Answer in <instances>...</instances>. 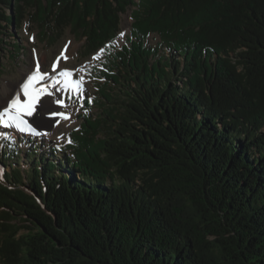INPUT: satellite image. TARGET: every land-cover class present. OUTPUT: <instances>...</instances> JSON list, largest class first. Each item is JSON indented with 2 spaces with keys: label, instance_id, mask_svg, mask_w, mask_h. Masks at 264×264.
<instances>
[{
  "label": "trees",
  "instance_id": "obj_1",
  "mask_svg": "<svg viewBox=\"0 0 264 264\" xmlns=\"http://www.w3.org/2000/svg\"><path fill=\"white\" fill-rule=\"evenodd\" d=\"M24 20L97 91L64 146L0 139V264H264V0H0V55Z\"/></svg>",
  "mask_w": 264,
  "mask_h": 264
},
{
  "label": "rangeland",
  "instance_id": "obj_2",
  "mask_svg": "<svg viewBox=\"0 0 264 264\" xmlns=\"http://www.w3.org/2000/svg\"><path fill=\"white\" fill-rule=\"evenodd\" d=\"M132 22L131 13L123 16V35L121 33L117 40L119 47L125 44L126 36L131 34ZM157 41L158 38L155 36L151 37L153 44ZM8 42L11 43L12 47L18 44L20 48L18 51H13L11 46L5 47V52L0 55V98H7L9 93L13 91V86L20 84L26 76L25 73H29L30 68L34 69L37 63L39 64L40 72L47 73L43 79L36 81L37 85L44 87L48 86L53 80H58V87L66 90L67 88L62 83L66 78L61 77L59 72L72 70L73 73L67 79L79 81L80 88L79 92L74 89H68L66 98L61 103L63 106L57 111L62 115L51 116L49 111H47L48 109H45L48 108L46 105L45 108H40L43 113H36V111H40L37 107L34 110L35 113L28 115L30 120L25 115L28 120L25 121V124L27 126L30 124L31 127H27L26 130L22 131L0 125V139L4 137L13 139L40 138L42 143L54 142L59 147L66 145L68 142L67 136L80 124L82 120L79 116L84 114L80 106L72 103V101L69 102V98L75 96V94H84L87 99H90L96 93L95 78L88 71V67L90 64H96L99 60L98 56L84 57L82 52L85 42L75 39L70 32L64 34L62 39L54 44L41 41L37 27L30 25L25 20L21 31L15 33L14 37L8 38ZM43 58L46 59V62L43 61ZM57 60H59V63L54 72L53 64L57 63ZM96 111L97 108H94L93 112ZM37 126L39 127L37 128ZM33 128H36L37 131L33 132Z\"/></svg>",
  "mask_w": 264,
  "mask_h": 264
},
{
  "label": "snow or ice",
  "instance_id": "obj_3",
  "mask_svg": "<svg viewBox=\"0 0 264 264\" xmlns=\"http://www.w3.org/2000/svg\"><path fill=\"white\" fill-rule=\"evenodd\" d=\"M123 35V33L121 34ZM59 63V60H57V63L53 64V71L55 72L57 69V64ZM44 75H47V73H41L39 69V64H36V67L34 69L30 68L29 73L26 74V78L20 82V84L17 86V90H15L14 94H10L7 98H0V125H3L5 127H18L20 125H24L25 121L22 119V116L24 115H31L34 107L39 99V93L35 92V89L33 85L37 80L43 79ZM59 75L61 77H65L66 79L62 81L64 83L66 88L74 89L77 92H79L80 88V82L76 80H69L67 77L71 75V73L67 70H63L59 72ZM56 86L55 81L53 82V87ZM29 89H32L30 92ZM21 93L25 97H28L29 99L27 101L21 100ZM56 103L59 105L62 103V101L58 98L56 100ZM50 115L55 117L62 115L59 112H56L52 109H48ZM7 121V123H5ZM28 127H31L29 124ZM39 126H37L38 128ZM19 130H23L22 128H19ZM33 132H36L37 129L33 128ZM37 134H39L37 132Z\"/></svg>",
  "mask_w": 264,
  "mask_h": 264
},
{
  "label": "bare ground",
  "instance_id": "obj_4",
  "mask_svg": "<svg viewBox=\"0 0 264 264\" xmlns=\"http://www.w3.org/2000/svg\"><path fill=\"white\" fill-rule=\"evenodd\" d=\"M43 61L44 62H46V59L45 58H43ZM71 74L73 73V71L72 70H70L69 71ZM25 74H27V73H25ZM26 78V76L24 77V79ZM55 81V83H56V86L55 87H53V82ZM58 84H59V82H58V80H53L52 82H50L49 83V85L48 86H39V85H37V83L35 82V84L33 85V87H34V89H35V92L36 93H39V99H38V101H37V103H36V105H35V107H34V110L38 107V109H40V108H42V107H44L45 108V105L46 106H48V108H45V109H52V110H56V112L63 106V105H61V104H57L56 103V100L59 98L61 101H63L65 98H66V93H68V89L69 88H67L66 90H62V89H60V87H58ZM19 84H15L14 86H13V91H11L10 93H9V95L10 94H14V92H15V90H17V86H18ZM51 88V90H49V89ZM29 91L31 92L32 91V89H29ZM8 95V96H9ZM29 98L28 97H25L24 95H23V93H21V100H22V102L23 101H27ZM40 106V107H39ZM34 110H33V112H34ZM32 112V113H33ZM43 113V110H41L40 109V111H36V113ZM35 113V112H34ZM45 114V113H44ZM32 115V114H31ZM27 116V118H28V120H30V118H29V116L28 115H26ZM27 118L25 117V115L24 116H22V119L24 120V121H28L27 120ZM5 123H7V121H5ZM28 126H27V124H24V125H20L19 126V128H22L23 130H26V128H27ZM10 128H13V129H16V130H19V128L18 127H10ZM22 130V131H23Z\"/></svg>",
  "mask_w": 264,
  "mask_h": 264
}]
</instances>
